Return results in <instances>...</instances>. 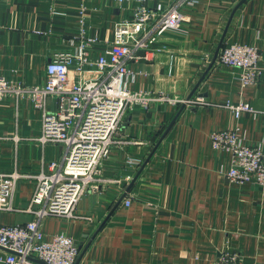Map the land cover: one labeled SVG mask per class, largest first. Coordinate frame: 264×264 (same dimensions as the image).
Masks as SVG:
<instances>
[{
  "label": "crops",
  "instance_id": "obj_1",
  "mask_svg": "<svg viewBox=\"0 0 264 264\" xmlns=\"http://www.w3.org/2000/svg\"><path fill=\"white\" fill-rule=\"evenodd\" d=\"M239 1L185 2L181 26L160 34L147 57L129 62V87L188 99ZM176 3L0 0V76L42 85L56 52L89 43L95 59L114 42L117 28L134 20L139 5ZM232 43L257 49L259 78L245 84L242 68L216 59L190 97L199 101L135 104L79 200L77 216L42 218L46 240L60 232L71 236L80 249L78 264H217L232 254L237 264H264V186L231 180L229 153L212 143L215 132L237 129L244 142L264 144V0H246L236 10L222 47ZM227 103H247L256 113L237 117ZM48 105L54 110L55 100ZM42 126L30 96L0 99V172L27 175L12 196L16 209H0V225L33 221L37 176L50 173L53 162L65 163L67 145L42 142Z\"/></svg>",
  "mask_w": 264,
  "mask_h": 264
},
{
  "label": "built area",
  "instance_id": "obj_2",
  "mask_svg": "<svg viewBox=\"0 0 264 264\" xmlns=\"http://www.w3.org/2000/svg\"><path fill=\"white\" fill-rule=\"evenodd\" d=\"M189 1L177 0L166 9L139 5L134 20L121 24L114 42L95 59L87 48L89 43L80 44L75 52H56L47 64V78L42 85L28 86L0 76V99L9 95L30 96L43 116L40 140L67 145L65 163L60 166L53 162L50 173L41 172L37 176L29 206L37 217L25 225H0V264H39L37 259L47 264H76L80 249L74 239L60 232L46 240L40 226L42 218L77 216L79 200L96 180L120 124L135 104L198 100L134 90L128 82L129 62L147 57L160 34L181 26L185 19L183 6ZM143 50L144 56L140 54ZM258 57L253 46L232 43L221 48L217 62L242 68V80L248 84L261 75L256 66ZM50 98L56 102L54 110L48 105ZM227 105L237 117L244 111H256L247 103ZM212 143L216 149L229 153L231 180L264 186L263 143L244 142L237 129L215 132ZM24 176L27 175L18 170L0 172V209H16L11 200L17 181ZM237 260V254L224 255L217 264H237Z\"/></svg>",
  "mask_w": 264,
  "mask_h": 264
},
{
  "label": "water",
  "instance_id": "obj_3",
  "mask_svg": "<svg viewBox=\"0 0 264 264\" xmlns=\"http://www.w3.org/2000/svg\"><path fill=\"white\" fill-rule=\"evenodd\" d=\"M245 1H246V0H240L239 3L235 6V8H234V10H233V12H232V14H231V16H230L229 22H228V24H227V26H226V28H225V30H224V32H223V36H222V38H221V40H220V42H219V45H218L217 50H216V52H215V55H214V57H213V59H212V61H211V64H210V66L207 68V70L205 71V73L203 74V76H202V78L200 79L198 85L202 82V80L204 79V77L206 76V74L208 73V71L211 69V67L213 66V64L216 62V59H217L218 54H219V51H220V49H221L222 46H223V43H224V40H225L226 34H227L228 30H229V26H230V23H231V21H232V19H233V16H234L236 10H237V9H238V8H239V7L245 2ZM198 85H197L196 88L192 91V93L189 95V98L193 95V93L195 92V90L198 88ZM0 248H2V247L0 246ZM36 261H37L38 263H41V264H47L46 262H44L43 260H40V259H37ZM79 261H80V256L78 257L76 264H78Z\"/></svg>",
  "mask_w": 264,
  "mask_h": 264
}]
</instances>
